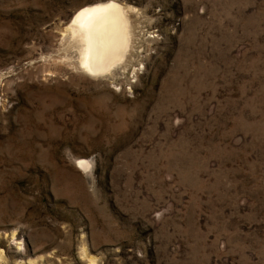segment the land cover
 Here are the masks:
<instances>
[{"label":"rangeland","instance_id":"rangeland-1","mask_svg":"<svg viewBox=\"0 0 264 264\" xmlns=\"http://www.w3.org/2000/svg\"><path fill=\"white\" fill-rule=\"evenodd\" d=\"M111 1L133 49L91 76L64 30ZM0 253L264 264V0H0Z\"/></svg>","mask_w":264,"mask_h":264},{"label":"bare ground","instance_id":"bare-ground-1","mask_svg":"<svg viewBox=\"0 0 264 264\" xmlns=\"http://www.w3.org/2000/svg\"><path fill=\"white\" fill-rule=\"evenodd\" d=\"M135 14V8L113 1L77 11L64 37L76 48L78 68L96 77L124 72L134 44ZM89 163L80 161L78 165L87 170ZM94 263L93 258L88 259V264Z\"/></svg>","mask_w":264,"mask_h":264}]
</instances>
